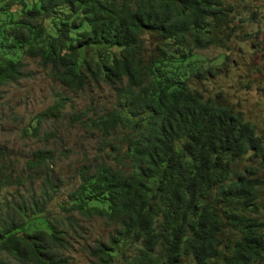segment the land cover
<instances>
[{"label":"trees","instance_id":"obj_1","mask_svg":"<svg viewBox=\"0 0 264 264\" xmlns=\"http://www.w3.org/2000/svg\"><path fill=\"white\" fill-rule=\"evenodd\" d=\"M239 14L226 0H0V86L30 76L18 57L28 54L75 91L104 82L116 96L95 117L74 115L110 149L81 163L60 202L115 226L86 248L92 264H264V135L221 93L193 84L229 58L202 49L259 35L236 23L257 22L258 12ZM66 103L59 96L23 132L39 135ZM10 152L0 146V264H70L77 221L49 207L65 184L50 171L59 155L36 149L17 171ZM247 157L258 164L239 169ZM42 171L38 193L27 183Z\"/></svg>","mask_w":264,"mask_h":264},{"label":"rangeland","instance_id":"obj_2","mask_svg":"<svg viewBox=\"0 0 264 264\" xmlns=\"http://www.w3.org/2000/svg\"><path fill=\"white\" fill-rule=\"evenodd\" d=\"M238 9L239 15L247 17L250 11L258 12L257 22L241 25L240 18L236 20L239 29L256 33L246 39L230 42L227 48L209 47L202 49L203 55L212 59L225 50L229 58L221 62L219 71L204 81L193 80L206 95L221 93L225 104L235 111H242L245 118L255 126L259 135H264V0H226ZM240 17V16H239ZM146 45H152V36L144 37ZM27 64L30 76L16 83L0 86V146L11 151V157L17 162V171L24 170V163L33 157L36 149L48 148L56 150L59 158L51 165L53 175L64 179L65 184L60 189L51 192L49 207L56 218L73 215L77 221L76 233L70 231L72 248L69 250L70 264H92L93 258L86 250L98 239L106 240L114 230V225L102 217L84 218L77 213L69 214L60 208V202L66 199V193L77 184L75 173L83 162L100 161V156L107 158L106 151L100 149L103 145L101 132L89 129L82 121L75 120V114L83 115V120L95 117L96 114L116 106V96L108 84L90 82L82 91L69 87L61 76L52 75L44 68L38 58L28 54L19 55ZM218 60V58H217ZM222 61V59L220 60ZM59 96H65L67 103L59 117L46 118L40 125V134H26L25 126L35 123L32 116L48 109ZM90 109L88 114H84ZM68 150L67 156H60L61 150ZM115 164V161H109ZM255 159L245 158L239 169L247 165H257ZM28 174V171L25 170ZM46 171L32 173V179L27 186L34 187L38 193ZM263 175L264 172L259 173ZM259 202L262 205L259 216L264 218V184L259 187ZM28 194L31 190H21Z\"/></svg>","mask_w":264,"mask_h":264}]
</instances>
